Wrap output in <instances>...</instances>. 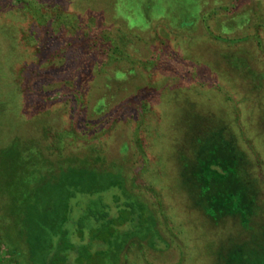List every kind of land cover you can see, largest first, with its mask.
Returning <instances> with one entry per match:
<instances>
[{"label":"rangeland","instance_id":"rangeland-1","mask_svg":"<svg viewBox=\"0 0 264 264\" xmlns=\"http://www.w3.org/2000/svg\"><path fill=\"white\" fill-rule=\"evenodd\" d=\"M67 167L121 174L169 243L90 264H264V0H0V264H29L23 212ZM92 198L67 229L97 252Z\"/></svg>","mask_w":264,"mask_h":264},{"label":"trees","instance_id":"trees-1","mask_svg":"<svg viewBox=\"0 0 264 264\" xmlns=\"http://www.w3.org/2000/svg\"><path fill=\"white\" fill-rule=\"evenodd\" d=\"M49 177H43L42 182L36 185L34 200L28 203L21 220L22 225H25L21 235L29 252V264H70L69 255L72 251L77 252L75 264H90L94 257L104 258L110 255L107 246L114 244L115 253L118 254L128 242L138 238L148 239L150 249H158L157 241L164 242L166 248L169 247L167 240L156 239L160 238L159 229L156 228L155 237L149 236L151 227L147 228L146 225L152 211L145 203L128 195L126 180L121 174L84 167H67L60 169L57 174L52 173V178ZM112 189H119L128 195L127 200L122 203L124 208L120 209L117 217L111 216L109 206L101 196ZM78 195L94 197L76 226L81 235L88 224L93 223L96 226L90 230L93 237L90 240L100 241L105 247L97 252L91 251L90 244L76 246L71 241L67 224L71 221L73 210L71 201ZM124 225H131L132 229L121 233L119 228ZM98 232L101 235L99 237Z\"/></svg>","mask_w":264,"mask_h":264}]
</instances>
